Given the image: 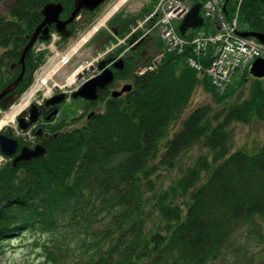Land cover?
I'll return each mask as SVG.
<instances>
[{
  "label": "trees",
  "instance_id": "trees-1",
  "mask_svg": "<svg viewBox=\"0 0 264 264\" xmlns=\"http://www.w3.org/2000/svg\"><path fill=\"white\" fill-rule=\"evenodd\" d=\"M7 1L0 14V93L20 74L18 62L43 8L60 3L65 17L74 9L73 0H0V6ZM158 1L133 18L117 15L116 37L128 34ZM224 6L226 19L238 9L239 34L264 35V0H224ZM202 29L211 30L207 20ZM107 37L101 49L116 42ZM155 40L161 52L164 43L158 34ZM139 55L138 64L150 60ZM190 56L167 52L152 71L133 74V90L87 127L59 136L43 157L0 167V246L32 232L56 237L52 248L44 246L42 264L67 258L77 264H213L239 229L264 221V145L255 154L232 151L231 129L264 120V79H255L241 103L214 111L200 106L183 119L197 87L222 106L249 77L244 72L220 95L207 75L187 64ZM211 58L198 60L206 68ZM44 61L43 52L30 50L23 80L11 93L20 96ZM197 146L205 152L183 163Z\"/></svg>",
  "mask_w": 264,
  "mask_h": 264
},
{
  "label": "rangeland",
  "instance_id": "rangeland-1",
  "mask_svg": "<svg viewBox=\"0 0 264 264\" xmlns=\"http://www.w3.org/2000/svg\"><path fill=\"white\" fill-rule=\"evenodd\" d=\"M151 2L152 0H109L107 3H104L101 9L95 14L94 17H96V19L92 24H84V16H80L76 19L78 24L75 26V35L73 39L68 43L66 49H62L61 46H54L57 48L53 49V47L50 48L48 44H45L42 48L40 45L36 46V53H38V51H41L40 53L43 52L45 54V61L37 69V72L33 74V79L29 87L20 96L15 94L17 95L15 103H13L9 108L0 109V135H5L4 131L7 127L15 128L17 126L18 116L23 110L20 111L12 119V121H10V116L15 112L14 108L20 107L24 104H26L25 108L29 107V105L32 103H34L35 105L41 104V102L45 98L50 96V92L54 90L55 86H66L64 87V91H67V94H69L74 88L78 86V84L80 83L78 78L73 83L67 84V80L70 75H72L80 67H85L89 62H92L94 59H96L98 52H101L103 50L101 49L96 52L92 51V46L85 42L83 48L79 49V51L74 55V65H71V63L63 64L62 62L64 60V57H69L71 52L90 33L94 32V29H96V27L100 25L101 22H103V25L100 27L99 32L93 36V38L100 33H105L104 39H109V37H107V34L109 35V33H112L111 36L115 38L116 42L110 43L109 46L111 47L115 46V44L119 41L131 39L134 33H132V35L130 34L133 31L137 33L141 32L142 34L140 35V37L145 35L152 36L153 42H151L147 50V56L150 58V60H148L146 63H156L157 61L155 62L154 58L157 54L160 53L159 49H157L156 47L155 40V37L158 33L156 31H150V27L152 25L148 27V24H150L149 22H146L145 25H142V27L139 28L137 27L138 24H135L134 29H131L130 32L122 38L116 37L114 32L115 25L113 27H109V23H111L112 19L117 17V15H135L139 13V11L144 6L150 4ZM10 3L11 1H7L0 6V14H3L7 11ZM218 28H215V33L219 32L220 29ZM202 30L204 31V29ZM126 47H129L127 43L125 48ZM93 48H95V46ZM144 59L145 58L143 57V60ZM242 76L243 75H239L233 79L240 80L239 78H241ZM255 79L256 78L251 76L249 73V77H247L244 86L239 89L235 93V95L228 99L227 102L222 106H218L213 100L212 96L208 92H206L202 86L197 87L192 94L190 103L183 115V119L194 109L200 106H210L214 111L222 108L227 109L234 104L241 103L243 100L251 96L252 88L254 85H256ZM31 91H33V93H31ZM29 94L30 96H28ZM1 121H4L6 124L2 126ZM180 123L181 122L179 121L174 126L173 129L175 131L179 129ZM231 129L233 136L232 151L242 150L248 154H255L264 145L263 119L255 117L248 124L236 123L232 126ZM202 152H205L204 149H201L200 146H197L190 154H188L187 158H182V162L189 164V162L192 161V157H195L197 154ZM10 162V156L2 155L0 152V167L7 165ZM19 235L20 234L13 235L11 236V238H13L12 240L1 244L0 264H42L45 258L44 246H46L47 248H52V244L54 242V239L56 238L54 234L38 235L37 233L32 232L22 234L21 236ZM263 260L264 221H259L258 223L250 224L239 229L229 243L224 257H221L213 264H257ZM76 262L77 260L74 258H67L65 264H77Z\"/></svg>",
  "mask_w": 264,
  "mask_h": 264
},
{
  "label": "flooded vegetation",
  "instance_id": "flooded-vegetation-1",
  "mask_svg": "<svg viewBox=\"0 0 264 264\" xmlns=\"http://www.w3.org/2000/svg\"><path fill=\"white\" fill-rule=\"evenodd\" d=\"M108 1L109 0L105 3ZM102 5L97 10L91 12L81 11L76 19L80 16H84L83 23L92 24L96 19V17H94L95 14L101 9ZM71 12L65 17L63 15V10L59 16V20L66 21ZM116 18L117 17L112 19L111 23H109V27L119 24L123 19L127 20L133 18V16L126 14L124 16L122 15L121 20H117ZM76 19L61 33L57 32L55 24L49 26V37L53 33L57 34L55 46H61L62 49L67 48L68 43L75 35V26L78 24ZM90 19L91 22H88ZM132 21L133 19H131V22ZM134 27L132 29H134ZM52 29L54 32H52ZM99 29H95V32L86 40V42L92 46V51L95 52L101 50V46L105 41V35H96V37L93 38V36L99 32ZM136 33L137 32H134V34ZM109 34L112 35V33ZM40 41L42 40L38 38L31 48L35 53V47L41 43ZM151 42H153V37L149 35L141 37L133 35L130 41L125 40L124 43L117 42L115 48L109 52L99 54V51L96 59L89 62L85 67L83 66L81 70L82 73L77 75L80 83L69 94H67V91H64V87L66 86H55L54 90L50 92V96L45 98L41 104L35 105L32 103L29 107L23 109L18 116L17 126L15 128L7 127L4 131L5 135L9 139H13L17 145L13 155L10 156L11 162L20 156L24 149L30 152L45 150L46 153L44 155H46L49 144L53 143L59 136L70 133L76 129L87 127L91 119L95 115L102 113L113 100L122 99L130 93L133 90V74L141 75L142 69L148 64L145 60L147 58L149 59L147 50ZM126 43L129 47L125 48ZM108 45L102 50L105 51ZM94 46L95 48H93ZM82 48L83 46H81L80 49ZM40 52L41 51H38V53ZM76 53L69 55V57H64L62 63H71V65H74L75 59L73 60V58ZM138 53L141 54L139 55L141 60L145 61L143 64H138V58H135V55H138ZM143 57L145 58L144 60ZM36 72L37 70L34 74ZM107 72H111V78L109 79V77H107L99 80ZM96 80H99V82L94 88V91L84 92V96L77 95L86 83ZM100 84H102V86H100ZM127 85L131 86V90L122 93L123 88Z\"/></svg>",
  "mask_w": 264,
  "mask_h": 264
},
{
  "label": "built area",
  "instance_id": "built-area-1",
  "mask_svg": "<svg viewBox=\"0 0 264 264\" xmlns=\"http://www.w3.org/2000/svg\"><path fill=\"white\" fill-rule=\"evenodd\" d=\"M196 3L202 5L201 16L209 22L212 31L181 36L178 27ZM224 8V0H159L155 10L138 22L137 27H142L146 22L152 23L155 18L150 31L158 33L164 49L154 58L157 62H153L141 73L153 70L167 52L183 54L190 51L192 56L186 59L187 64L197 72L207 75L217 93L225 94L234 77L247 72L255 60L264 59V44L253 38L242 37L238 32V9L234 17L226 19ZM215 28L220 29L219 32L215 33ZM56 41L57 34L53 33L47 44L54 49ZM124 42L125 40L119 41ZM45 44L39 45L42 48ZM115 46H109L104 53L113 50ZM208 53H211L212 58L208 67L204 68L198 59Z\"/></svg>",
  "mask_w": 264,
  "mask_h": 264
},
{
  "label": "water",
  "instance_id": "water-1",
  "mask_svg": "<svg viewBox=\"0 0 264 264\" xmlns=\"http://www.w3.org/2000/svg\"><path fill=\"white\" fill-rule=\"evenodd\" d=\"M107 0H73L74 2V9L71 12L69 18L66 21L59 20V16L63 12L64 8L60 3L57 4H47L43 10V21L42 23L35 29L33 35L30 37L29 43L24 48L18 65L21 66V72L18 77L8 85L1 93H0V106L2 108H8L9 105L15 103L17 99V95L11 94L19 83L23 80L25 74V65L24 61L28 53L30 52L31 48L35 44V42L40 38L42 41H47L49 39V26L52 24L56 25L57 32H63L66 27L71 24L77 17V15L81 11H94L97 10L102 4H104ZM201 7L200 3H196L193 5L189 13L185 16L182 20L178 30L181 35H185L188 30H196L203 26L204 19L201 16ZM224 12L226 13V9L224 8ZM240 35L244 38H254L259 41L261 44H264V35L256 34L252 32L240 33ZM111 72H107L104 74L102 78H111ZM249 73L256 79H263L264 78V59H257L251 66ZM99 80L94 82L86 83L77 95L84 96V92L87 91H94V88L98 85ZM103 84V83H102ZM100 84V86H102ZM131 90V86L127 85L123 88V92H127ZM120 94V93H119ZM16 142L13 139H9L6 135H0V150L6 156H12L15 148ZM45 150L39 152H30L29 150L24 149L20 156H18L13 162L12 166L16 168L19 163L27 162L34 158H39L45 154Z\"/></svg>",
  "mask_w": 264,
  "mask_h": 264
},
{
  "label": "bare ground",
  "instance_id": "bare-ground-1",
  "mask_svg": "<svg viewBox=\"0 0 264 264\" xmlns=\"http://www.w3.org/2000/svg\"><path fill=\"white\" fill-rule=\"evenodd\" d=\"M103 25V22L100 23V25H98L96 27V30L99 29L101 26ZM95 32V31H94ZM93 34L90 33L72 52L70 55L76 53L80 48L81 46H83L86 42V40H88L90 38V36ZM83 69V67H80L77 71H75L72 75H70V77L68 78L67 80V84H71L73 83L76 79H77V75L80 74L81 70ZM31 93H33V91H31ZM30 93V94H31ZM30 94L28 96H30ZM28 99V98H27ZM26 107V104L20 106V107H17V108H14L15 109V112L10 116V121H12V119L20 112L22 111L24 108ZM6 123L4 121H1V125H5Z\"/></svg>",
  "mask_w": 264,
  "mask_h": 264
}]
</instances>
